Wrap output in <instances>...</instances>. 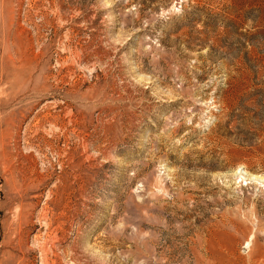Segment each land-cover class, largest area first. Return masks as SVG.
I'll return each instance as SVG.
<instances>
[{"label": "rangeland", "instance_id": "1", "mask_svg": "<svg viewBox=\"0 0 264 264\" xmlns=\"http://www.w3.org/2000/svg\"><path fill=\"white\" fill-rule=\"evenodd\" d=\"M0 264H264V0H0Z\"/></svg>", "mask_w": 264, "mask_h": 264}, {"label": "bare ground", "instance_id": "2", "mask_svg": "<svg viewBox=\"0 0 264 264\" xmlns=\"http://www.w3.org/2000/svg\"><path fill=\"white\" fill-rule=\"evenodd\" d=\"M255 256V255H254Z\"/></svg>", "mask_w": 264, "mask_h": 264}]
</instances>
